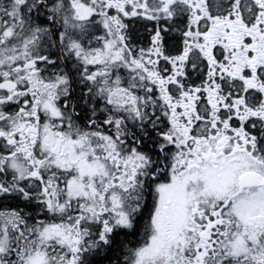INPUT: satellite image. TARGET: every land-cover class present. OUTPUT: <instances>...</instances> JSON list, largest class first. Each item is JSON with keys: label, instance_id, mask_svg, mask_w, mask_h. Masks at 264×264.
<instances>
[{"label": "snow or ice", "instance_id": "1", "mask_svg": "<svg viewBox=\"0 0 264 264\" xmlns=\"http://www.w3.org/2000/svg\"><path fill=\"white\" fill-rule=\"evenodd\" d=\"M0 264H264V0H0Z\"/></svg>", "mask_w": 264, "mask_h": 264}]
</instances>
